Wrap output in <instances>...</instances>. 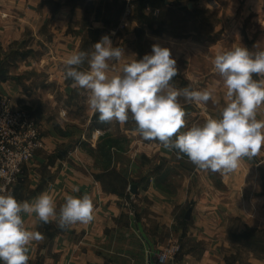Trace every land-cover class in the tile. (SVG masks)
<instances>
[{
  "label": "rangeland",
  "instance_id": "1",
  "mask_svg": "<svg viewBox=\"0 0 264 264\" xmlns=\"http://www.w3.org/2000/svg\"><path fill=\"white\" fill-rule=\"evenodd\" d=\"M235 1L134 0L126 12L127 0H0V9L10 5L14 10L10 24L14 28L0 32V99L7 98L36 119L43 139L57 146L58 158L72 163L76 156L71 154L81 145L84 152H80L87 156L78 161L86 174L91 172L96 179L105 174V184L113 191L128 186L124 201L130 212L137 207V216L145 219L151 243L162 242L161 251L180 247L167 263L191 248L207 251L211 260L222 264H264V169L258 172L260 167L253 163L248 167L245 158L232 173L199 170L158 141L143 140L131 119L124 125L100 123L98 113L86 104L87 92L65 79L64 60L73 52L90 53L108 35L113 47L123 48L125 54L120 61H108L112 76L125 63L151 54L153 44L169 48L178 69L172 86L210 90L216 101L200 104L201 109L180 98L186 112L181 132L186 131L203 125L209 116L218 119L226 105V89L212 61L235 48L231 12L221 22L217 13L237 7ZM2 22L0 27L8 26ZM81 70H88L87 62ZM208 80L213 84L206 87ZM91 139L93 143L88 142ZM149 184L163 196L152 194ZM140 187L143 204L136 197ZM150 197L160 198L161 207H153ZM172 218L176 232L159 234ZM194 233L200 234L196 240Z\"/></svg>",
  "mask_w": 264,
  "mask_h": 264
},
{
  "label": "clouds",
  "instance_id": "2",
  "mask_svg": "<svg viewBox=\"0 0 264 264\" xmlns=\"http://www.w3.org/2000/svg\"><path fill=\"white\" fill-rule=\"evenodd\" d=\"M92 48L90 53L70 54L64 60V75L74 88L87 92L86 104L98 113L100 123L124 125L131 119L143 140L158 141L175 151L178 159L186 157L197 169L214 173L235 172L242 158L257 157L264 148V120L257 119V110L264 105V50L235 47L217 54L212 63L223 80L226 105L218 119L209 116L203 125L181 132L186 127V112L180 98L197 105L216 101L210 90L172 86L178 69L169 48L153 44L151 54L125 63L120 73L112 76L108 75V61H120L125 56L123 48L113 47L108 35ZM85 62L88 70H81ZM72 192H79V188L73 186ZM25 214H34L43 224L56 221L58 228L67 230L77 223L92 222L94 203L87 193L66 194L57 212L48 191L29 202L18 201L0 187L2 264H28L31 243L45 239L41 232L25 227Z\"/></svg>",
  "mask_w": 264,
  "mask_h": 264
},
{
  "label": "crops",
  "instance_id": "3",
  "mask_svg": "<svg viewBox=\"0 0 264 264\" xmlns=\"http://www.w3.org/2000/svg\"><path fill=\"white\" fill-rule=\"evenodd\" d=\"M236 1L238 6L230 11L217 9L219 18L221 17L220 22L225 15L231 12L230 29L233 32L234 46L246 47L253 52L264 50V0ZM13 15L14 10L10 5L0 9V20L3 21L2 23L6 21L8 25L0 27V32L14 28L10 25L14 20ZM219 25L220 28L224 26L222 23ZM259 78L254 77V79ZM208 84L211 86L213 83L208 80L206 87L209 86ZM202 106L200 105V108L204 109ZM206 111L208 112V108ZM257 119L264 120V105L257 110ZM93 140L88 142L93 143ZM53 143L51 139L44 138L43 147L38 150L33 162L23 168L22 175L14 185L12 194L18 201L31 202L42 192L48 191L56 202L58 212L60 205L64 203L66 194L82 196L87 193L93 199L94 219L88 224L77 223L67 230H61L57 227L56 221L43 224L36 220L34 214L32 216L25 214L22 217L25 227L28 230L39 231L45 237L42 242L33 241L29 246L28 264H160L157 262L156 255L163 249V243H151L154 239L148 235L149 229L145 230L143 224L145 219L137 216V207H134L132 212L129 211L123 198L127 195L128 186H125L123 190L113 191L105 184V174L98 177V180L91 172L86 174L78 161L80 156H87L80 152H84L83 146L79 145L77 151L72 152L71 157L76 156L78 162L72 159L71 163L69 159L64 160L57 157V146ZM245 158L247 157L242 158L241 161L246 160ZM247 159L249 160L248 167H252L253 163L255 167H260L257 169L260 172L261 168L264 169V148L257 157ZM75 162L76 166H73ZM73 186L78 187L79 192H72ZM149 186H151L149 191L152 194L159 193L158 197L163 196L158 192L155 184H149ZM143 189L140 187V193L136 195L141 204L143 200H139V197L144 196ZM150 198L153 207H161L160 198ZM164 202L169 204L170 201ZM174 219L166 221V227H161L160 233L158 229L156 232L161 234L165 231L167 233L169 229L176 232L175 225H172ZM196 235L200 234L194 233V240H196ZM164 237L165 235L161 237L162 241L166 240ZM155 240L160 241L158 236ZM207 253V251L203 253L201 250L191 248L184 249L180 255L167 264H222L218 260H211V255Z\"/></svg>",
  "mask_w": 264,
  "mask_h": 264
},
{
  "label": "built area",
  "instance_id": "4",
  "mask_svg": "<svg viewBox=\"0 0 264 264\" xmlns=\"http://www.w3.org/2000/svg\"><path fill=\"white\" fill-rule=\"evenodd\" d=\"M126 12L133 8L127 0ZM127 14V13H126ZM44 139L36 119L23 109L12 106L7 98L0 99V187L13 191L20 179L23 168L31 162L36 152L43 147ZM180 249L167 247L156 255L157 262L167 263ZM151 256V253H149Z\"/></svg>",
  "mask_w": 264,
  "mask_h": 264
},
{
  "label": "water",
  "instance_id": "5",
  "mask_svg": "<svg viewBox=\"0 0 264 264\" xmlns=\"http://www.w3.org/2000/svg\"><path fill=\"white\" fill-rule=\"evenodd\" d=\"M191 4H192V3H190V7L192 6ZM89 32H90V36L93 37V33H94V32H93V29H90ZM132 192H133V193H136V192H137V185H136V184L132 185ZM186 218H187V219L190 218V211L187 212V214H186Z\"/></svg>",
  "mask_w": 264,
  "mask_h": 264
}]
</instances>
